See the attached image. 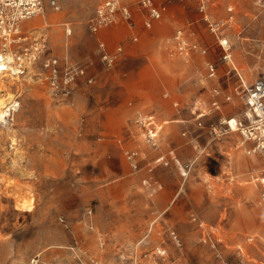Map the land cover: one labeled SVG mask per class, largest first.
Wrapping results in <instances>:
<instances>
[{"label": "rangeland", "instance_id": "obj_1", "mask_svg": "<svg viewBox=\"0 0 264 264\" xmlns=\"http://www.w3.org/2000/svg\"><path fill=\"white\" fill-rule=\"evenodd\" d=\"M106 1L43 0L18 32L3 12L7 54L23 64L0 75L15 109L0 121V264H264V153L221 133L246 113L221 93L226 78L235 68L249 85L264 79V0H202L208 22L198 0H158L160 19L118 0L131 17L93 32ZM179 30L207 54H179ZM77 67L84 75L66 84ZM144 116L158 124V148Z\"/></svg>", "mask_w": 264, "mask_h": 264}, {"label": "built area", "instance_id": "obj_2", "mask_svg": "<svg viewBox=\"0 0 264 264\" xmlns=\"http://www.w3.org/2000/svg\"><path fill=\"white\" fill-rule=\"evenodd\" d=\"M158 0H139L140 6L146 9L150 15L151 19H160L164 12L166 11V5H158ZM170 1V0H164ZM202 1V0H198ZM7 3H0V29L2 34L0 35V52L6 54L8 52V47L12 44L13 34L8 31L5 25V14L8 16L9 13H12V25L10 28L18 32V24L21 21L28 20L34 16L39 15L43 12L44 3L43 0H7ZM52 5H55V2H52ZM201 12L205 13L206 6L201 2L200 5ZM121 16L129 19L130 12L121 7L118 0H107L97 11L95 17L90 21V28L93 32L99 31L102 27L109 26L115 23L118 20V17ZM205 21L208 22V17L204 14ZM210 27L213 31L219 30L218 24H213ZM183 30H179L175 35V48L177 52L181 55L188 56L193 53H200L202 55L207 54V49L201 46L197 42L188 41L187 37L184 35ZM14 43V42H13ZM221 46L224 50V59L226 61H231V54L229 53V47L227 46L226 41L221 42ZM118 52L116 54H111L105 52L103 54L104 62L111 64L121 55L120 52L122 48L119 46ZM25 56H30L29 54ZM21 56L17 57V61L21 62ZM30 60V58H29ZM23 62L20 63L22 65ZM56 64L55 61L52 62V67ZM51 63H48L47 66H50ZM46 66V67H47ZM208 77L214 78L217 76V65L212 62L207 63ZM238 78L242 81L241 93L244 96V101L246 105L245 119L230 118L222 122L223 128L221 133L226 134L229 132H240L246 142H252L254 144L253 150H250L252 153L262 152L264 153V79L257 80L253 84L247 86L242 80L241 74L234 68ZM22 72V71H21ZM53 72L56 73V68L53 69ZM85 71L81 67L73 69V74L70 77L65 79L66 84H71L74 82L75 78L78 76L84 75ZM54 86L56 81L53 82ZM57 89V88H55ZM59 90V89H57ZM212 106L216 108L218 103L212 102ZM195 114L199 119L205 114V112H199L198 106H194ZM198 112V114L196 113ZM194 113V110H193ZM200 116V117H199ZM236 120L235 129L233 130L231 122ZM142 125L146 128V141L151 144L153 147L158 148V124H156L153 116H144L140 119ZM135 153H131L128 158L134 160L136 158ZM137 167V166H136ZM135 167V168H136Z\"/></svg>", "mask_w": 264, "mask_h": 264}, {"label": "bare ground", "instance_id": "obj_3", "mask_svg": "<svg viewBox=\"0 0 264 264\" xmlns=\"http://www.w3.org/2000/svg\"><path fill=\"white\" fill-rule=\"evenodd\" d=\"M32 25V23L30 22L29 23V26H31ZM229 44V43H228ZM11 45L12 44H10V46L9 47H11ZM9 47H8V49H9ZM17 61L16 60H14V58H13V56L10 54V53H6V54H3V53H1L0 52V75H2V76H4V75H6L7 73H9L10 71V73L13 75V77H14V75L15 74H18V71H19V68H17V63H16ZM13 77H11L12 78V80H16V78L15 79H13ZM20 78V77H19ZM17 101H15V103H16ZM18 105V104H17ZM5 108H7V105H5V101L3 100V99H1L0 98V112L3 110V109H5ZM11 111H15V109H12V108H7L6 109V112L5 111H2L1 112V114H0V121H4V119L6 118V117H8V116H10V114L11 113H9L8 114V112H11ZM235 122H237L236 120H234V121H232L231 122V126H232V128H233V130L235 129ZM218 133V132H217ZM244 144V142H242V145ZM186 168H188L187 166H186ZM181 171H182V175L183 176H188V172H187V169H184L183 167L181 168ZM21 208H27L25 205L24 206H22ZM203 225V224H202ZM201 225V226H202ZM206 226V225H205Z\"/></svg>", "mask_w": 264, "mask_h": 264}, {"label": "crops", "instance_id": "obj_4", "mask_svg": "<svg viewBox=\"0 0 264 264\" xmlns=\"http://www.w3.org/2000/svg\"><path fill=\"white\" fill-rule=\"evenodd\" d=\"M204 14H206V16L209 18V15H208V13H207V7H206V9H205V13ZM219 26H220V24H219ZM186 36V35H185ZM197 43H199V42H197ZM200 44V43H199ZM201 45V44H200ZM202 46V45H201ZM204 47V46H203ZM202 55V54H201ZM217 67H218V65H217ZM230 72H232V71H227L226 73H225V75H228V74H230ZM233 72H235L234 70H233ZM241 74V73H240ZM217 76H218V74H217ZM234 76H236L237 77V81L236 82H232L230 79L232 78V77H234ZM241 76H242V80H243V82H244V84L245 85H247V86H249V84L246 82V80L244 79V77H243V75L241 74ZM227 77V76H226ZM209 79V78H208ZM227 83V88H225L221 93H223V92H228V94H227V96H226V101H231L232 100V98H233V96H232V94H235L236 96H238V98H239V100L241 101V104H243V105H245V101H244V96H243V94L241 93V89H242V81H240L239 80V78H238V76H237V74H236V72L234 73V74H232V76L230 75V76H228V78H226V80L224 81V83ZM256 82V81H255ZM251 84H253V83H251ZM250 84V85H251ZM230 90V91H229ZM218 101V100H217ZM218 103H219V108H221V104H220V102L218 101ZM246 106V105H245ZM184 120H181V122H183ZM177 122H179V119L177 118V119H174V120H172L171 121V123H177ZM177 152V146H174L173 148H172V154L173 153H176ZM179 163H181V162H178V165H179Z\"/></svg>", "mask_w": 264, "mask_h": 264}]
</instances>
